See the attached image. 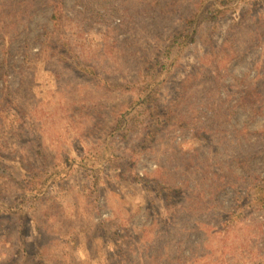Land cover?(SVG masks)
Instances as JSON below:
<instances>
[{"label": "rangeland", "instance_id": "374dc122", "mask_svg": "<svg viewBox=\"0 0 264 264\" xmlns=\"http://www.w3.org/2000/svg\"><path fill=\"white\" fill-rule=\"evenodd\" d=\"M195 1L0 0V264H264V0Z\"/></svg>", "mask_w": 264, "mask_h": 264}, {"label": "trees", "instance_id": "16d2710c", "mask_svg": "<svg viewBox=\"0 0 264 264\" xmlns=\"http://www.w3.org/2000/svg\"><path fill=\"white\" fill-rule=\"evenodd\" d=\"M208 0H196L194 2V6L191 8V10L188 12V14L184 17L183 25L180 28V30L175 33L169 40L166 48H165V56H169L173 49H182L186 47V45L193 43L199 28L204 22L211 23L212 26L216 23V21L225 15L227 7L234 1V0H213V5L210 6L206 5ZM214 27V26H213ZM227 42H231V38H228L224 41V44ZM226 46L223 48L225 49ZM227 56V55H226ZM154 70L150 74V79H152L151 83L143 82V84L140 86L139 91L141 93H146V91L149 90V92L146 93V97L142 99L145 101L149 107L156 109L157 106H155L156 97L155 93L152 92L150 89L153 85V82L155 81V77L157 74L156 72L160 73V69L163 68V63L157 61L153 65ZM159 68V69H158ZM87 74H93L89 68L85 70ZM151 91V92H150ZM260 185L254 186V188H257L256 192H261L263 194L264 192V177H262L260 180ZM262 206H264V202L262 201ZM225 220L233 222L234 219L230 215V217H226ZM224 220V221H225ZM171 230L170 228L167 229L169 232Z\"/></svg>", "mask_w": 264, "mask_h": 264}]
</instances>
